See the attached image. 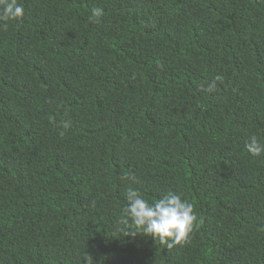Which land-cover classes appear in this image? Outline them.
Returning a JSON list of instances; mask_svg holds the SVG:
<instances>
[{"label": "trees", "instance_id": "obj_1", "mask_svg": "<svg viewBox=\"0 0 264 264\" xmlns=\"http://www.w3.org/2000/svg\"><path fill=\"white\" fill-rule=\"evenodd\" d=\"M18 3L0 22V264H264V154L245 146L264 144V0ZM129 187L193 205L189 242L125 236Z\"/></svg>", "mask_w": 264, "mask_h": 264}, {"label": "clouds", "instance_id": "obj_2", "mask_svg": "<svg viewBox=\"0 0 264 264\" xmlns=\"http://www.w3.org/2000/svg\"><path fill=\"white\" fill-rule=\"evenodd\" d=\"M24 14V8L19 5L18 0H0V22L4 23L5 31L8 22L22 21ZM103 15L102 9H92L94 21L98 22ZM217 83H223V78L216 77L207 91H215ZM202 90L204 89L202 88ZM52 123H55L54 119ZM62 127L64 131L61 132V136L63 137L65 132L70 129L71 122H63ZM245 146L253 156L258 157L264 154V144H261L256 136H252ZM123 179L138 183L135 176L126 175ZM125 197L129 207L123 213L126 219L121 220L120 223L131 229L125 233V236L149 237L169 250L184 246L189 242L197 221L193 205L182 202L179 196L171 193L150 204L142 198L138 190H134L132 187L127 189ZM130 221L131 223H129ZM84 259L87 264H93L90 255H86Z\"/></svg>", "mask_w": 264, "mask_h": 264}]
</instances>
